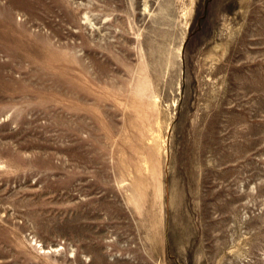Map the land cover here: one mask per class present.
<instances>
[{
    "label": "rangeland",
    "instance_id": "1",
    "mask_svg": "<svg viewBox=\"0 0 264 264\" xmlns=\"http://www.w3.org/2000/svg\"><path fill=\"white\" fill-rule=\"evenodd\" d=\"M0 264H264V0H0Z\"/></svg>",
    "mask_w": 264,
    "mask_h": 264
},
{
    "label": "bare ground",
    "instance_id": "2",
    "mask_svg": "<svg viewBox=\"0 0 264 264\" xmlns=\"http://www.w3.org/2000/svg\"><path fill=\"white\" fill-rule=\"evenodd\" d=\"M65 60H66V58H65ZM70 64H72L71 62H70ZM70 68H72V67H70ZM73 69V68H72Z\"/></svg>",
    "mask_w": 264,
    "mask_h": 264
}]
</instances>
